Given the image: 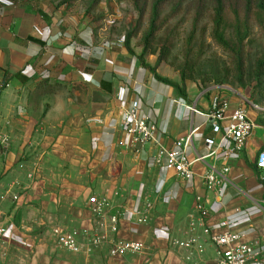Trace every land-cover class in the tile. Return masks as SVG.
Listing matches in <instances>:
<instances>
[{
  "label": "crops",
  "instance_id": "1",
  "mask_svg": "<svg viewBox=\"0 0 264 264\" xmlns=\"http://www.w3.org/2000/svg\"><path fill=\"white\" fill-rule=\"evenodd\" d=\"M81 21L49 3L0 0V82L10 85L0 97V197L6 196L0 200V229L6 230L0 234V264H217L205 228L211 235H242L262 251L249 264H264V170L257 167L264 108L227 98L255 125L232 153L235 144L215 134L207 119L226 97L188 88L182 98L140 63L139 53L96 38ZM146 64L153 68L155 58L147 57ZM134 102L157 129L144 146L122 127ZM192 132L191 159L216 154L198 162L193 179L183 181L154 157ZM208 139L216 145L207 146ZM225 167L223 194L207 192V173ZM12 194L20 199L14 202ZM92 196L108 200V216H119L118 231L108 229L99 248L82 238V252H69L53 230L93 233ZM198 197L206 215L197 211ZM147 203L154 210L141 224L134 212ZM190 236L199 239L201 252L172 245ZM118 241L141 242L144 250L117 256Z\"/></svg>",
  "mask_w": 264,
  "mask_h": 264
},
{
  "label": "rangeland",
  "instance_id": "2",
  "mask_svg": "<svg viewBox=\"0 0 264 264\" xmlns=\"http://www.w3.org/2000/svg\"><path fill=\"white\" fill-rule=\"evenodd\" d=\"M36 1L52 4L58 13L79 17L96 38L115 45L125 44L126 36L132 33L131 48L140 55L156 2ZM238 2L227 0L218 21L213 0H167L159 8L149 53L144 60L153 56V69L158 76L180 86L186 94L188 88L205 96L217 91L220 98L244 99L264 108V17L256 9L245 10ZM160 58L163 61L158 64Z\"/></svg>",
  "mask_w": 264,
  "mask_h": 264
},
{
  "label": "built area",
  "instance_id": "3",
  "mask_svg": "<svg viewBox=\"0 0 264 264\" xmlns=\"http://www.w3.org/2000/svg\"><path fill=\"white\" fill-rule=\"evenodd\" d=\"M9 87L10 85L6 81L0 82V97ZM256 109L262 111L258 106H256ZM207 119L215 134H220L225 140L235 144L232 153L240 150V146L251 136L255 127L248 112L243 108L232 109L231 103L227 98L220 100L218 108L209 113ZM122 127L124 132L133 139V142L140 146L153 142L157 130L152 122L141 115L139 102H134L127 111ZM193 140L194 133L192 132L177 140L170 150L159 149L154 157L155 163L166 170L175 172L180 180H192L195 175L194 166L198 162L204 161L206 158L216 154V151H212L207 156L191 159L189 150L193 145ZM206 144L209 147H214L216 142L213 139H208L206 140ZM136 151L138 152L139 150L136 149ZM257 167L260 170H264V150L258 156ZM228 173V167L223 168L220 173L215 168H212L204 180L207 192L221 196L224 186L228 182L225 177ZM12 199L14 202H17L20 199L19 194H12ZM0 200L5 201L6 196H1ZM89 203L96 219V228L93 233L87 234L79 230H67L63 228H56L54 230L60 246L69 252H82V238H87L92 248H99L108 239L106 234L108 229L113 233L118 231L119 216H108L111 206L107 199L92 196ZM153 210L154 205L147 203L144 210L134 212L135 217L139 223L145 224L148 221L149 214ZM197 211L203 215L208 213V208L201 197L197 198ZM228 225L229 223H224L226 228H228ZM5 232V229H0L1 235ZM203 232L206 235H210V240L216 247L217 264H249L252 260L262 256L260 248L254 244L245 242L243 236L236 232L227 230L218 235H211L210 230L207 228ZM172 245L188 250L191 253L201 252L199 239L196 236H190L186 240L174 239L172 240ZM113 249L114 254L117 256H126L142 252L144 244L134 241H118L113 243ZM191 258L192 255H189V259Z\"/></svg>",
  "mask_w": 264,
  "mask_h": 264
},
{
  "label": "trees",
  "instance_id": "4",
  "mask_svg": "<svg viewBox=\"0 0 264 264\" xmlns=\"http://www.w3.org/2000/svg\"><path fill=\"white\" fill-rule=\"evenodd\" d=\"M167 0H156V2L153 4V8H152V20H151V26H150V31L145 39V45H144V49L143 52L140 56H137L138 60L140 61V63L145 67V68H149L151 69L152 72H155V69L151 68L150 66H148L146 64V61L144 60L145 55H147L149 53V47H150V40L153 37L154 34V29H155V23L158 19L159 16V8L162 6V4L164 2H166ZM181 1H187V0H181ZM214 1V9L216 11V15H217V19L218 21L221 20L222 18V14L226 8V1L227 0H213ZM238 5L241 4L243 8H245V10L250 11L253 9L258 10L261 15L264 17V0H238ZM140 13L143 15L144 14V10H141ZM133 38L132 33L128 34L126 36V41H125V45L126 48L128 50V52L133 55L136 56V54L134 53V51L131 48V39ZM163 61L162 58L159 59V63ZM157 79L165 84H168L170 86H172L173 88H175L179 95L182 98H186L187 95L186 93L180 88V86L178 85H172L169 82H167L166 80H163L162 78H160L158 75H156Z\"/></svg>",
  "mask_w": 264,
  "mask_h": 264
},
{
  "label": "clouds",
  "instance_id": "5",
  "mask_svg": "<svg viewBox=\"0 0 264 264\" xmlns=\"http://www.w3.org/2000/svg\"><path fill=\"white\" fill-rule=\"evenodd\" d=\"M123 39V38H122Z\"/></svg>",
  "mask_w": 264,
  "mask_h": 264
}]
</instances>
